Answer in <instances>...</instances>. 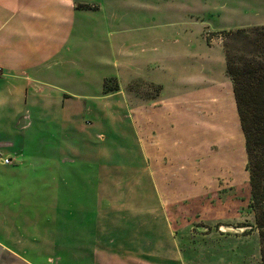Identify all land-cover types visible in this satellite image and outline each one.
<instances>
[{"label": "rangeland", "instance_id": "374dc122", "mask_svg": "<svg viewBox=\"0 0 264 264\" xmlns=\"http://www.w3.org/2000/svg\"><path fill=\"white\" fill-rule=\"evenodd\" d=\"M77 2L96 4L100 10H106L109 22L105 29L100 28L97 41L103 43L109 31H118L108 28L117 19L121 22L119 31L124 43L128 42L126 36H133L139 45H151L144 39L149 38L154 48L176 51L189 59L179 58V63H172L175 61L169 58L165 62L145 61L144 66L127 63L130 70L123 71L115 81L123 85L120 87L124 94L119 97L129 108L119 110L108 105L105 127L96 121L91 99L97 85L90 84L87 91L90 110L78 112L73 106L74 117L64 110V120L70 119L74 126L80 124L79 120L84 121L81 141L74 138L68 144L75 149L83 146L85 159L65 157L60 159L62 163L45 157L35 159L33 150L40 145L41 155L47 156L46 138L62 139L64 134L60 132L65 127L58 130L53 123L54 119H60L61 111L54 118L53 111L29 109L33 126L27 129V135L32 138L25 142V147L31 157H25V165L20 167L0 166V184L4 187L0 191V209L9 210L11 220L7 221L6 215L0 226L10 227L11 233L26 237L27 247H23L21 254L33 264H51L47 257L55 259L54 264H82L83 250L92 244L91 235L95 232L114 237L113 246L105 243L106 238H100L108 247H117L118 240L123 239L131 240L130 247L147 244L160 252H168L167 248L175 246L186 264H220L219 258L224 260L223 264H259V239L249 207L244 139L227 87L231 82L225 73L223 32L263 26L264 0ZM97 10L90 12L92 18L104 16ZM93 23L100 24L98 20ZM90 34L87 39L95 38ZM100 48L98 58L103 57ZM126 48L133 51L135 46L129 41ZM90 63L91 74L114 77L108 63L105 67L96 66L94 60ZM160 65H164L163 71L158 68ZM172 70L178 73L174 76L184 81L199 83L193 87L195 90L213 94L212 108L193 111L186 102L179 105L174 99H179L173 94L174 87L168 86L172 79L167 72ZM150 78L168 84L164 92L158 91V96H162L160 107L153 109L152 103L147 107L149 114L156 112L154 121L160 130L156 137L150 136L154 140L151 147L147 145L146 127L135 115L137 136L130 126V106L144 105L147 98L158 94L160 86H150ZM184 87H188L186 82ZM65 101L75 100L65 98ZM195 113L200 114L201 121L195 119ZM194 119L195 128L191 123ZM83 139L88 142L83 143ZM191 144L196 148L193 165ZM56 194L60 211L55 221L48 218L51 207H41V202L52 205L50 198ZM0 242L6 244L1 228Z\"/></svg>", "mask_w": 264, "mask_h": 264}, {"label": "crops", "instance_id": "0c3cea01", "mask_svg": "<svg viewBox=\"0 0 264 264\" xmlns=\"http://www.w3.org/2000/svg\"><path fill=\"white\" fill-rule=\"evenodd\" d=\"M77 1L0 0V166L20 167L23 164L25 165V157H31L28 154L30 150L27 146L25 147V142L31 141L32 138L31 135H27V129L33 126L28 116L29 109L34 108L53 111L54 114L51 116H54V118H56L55 115L60 116L61 111L60 119H54L53 123L56 129L60 130L59 127H65V130L60 132L64 134L62 139H47L45 137V141H48L47 147H44L49 153L47 156L41 155L42 150L39 145V149L33 150V157L35 159H39V157L56 159L60 163H62L60 159H65V157L85 159L83 146L75 149L68 144L71 140L73 142L74 138H79V141H81L80 135L82 136L85 128L84 121L79 120L80 124L74 126L70 119L64 120V110H68L70 117L75 116L73 106L78 112L80 110L89 111L90 108L87 107V102L90 96L87 91L89 92L90 84L97 85L96 94L91 99L93 110L97 114L96 121L98 125L105 127L108 122L105 109L110 110L109 106L119 110L124 107H126V110L129 108V105L125 101H121V97H119V94H124V90H121L120 87H123V85L118 84L119 91L115 94H103L105 79H116L123 71L130 70L127 63H137L138 66L141 64L144 66L145 61L165 62L169 58V60L175 61H171L172 63H179L180 60L189 59L187 55H179L176 51H162L157 46L154 48L149 38L144 39L146 42H150L151 45H139L133 36H126L128 42L131 41V45L135 46L133 51H129L126 48L128 42L124 43L119 31L121 30V22L117 19H113V27L108 25V28L118 31H109L107 41H103V43L99 39L97 41L100 36V28L105 29L109 22L105 14L106 10H100V6L96 4L80 5ZM82 1L85 3V0ZM97 8V11L102 12L104 16L101 18L93 16V19L90 12ZM95 20H98L100 24L93 23L91 25ZM91 32L95 38L89 40L87 37L91 35ZM127 39L125 40L127 41ZM163 44L168 49V43ZM173 44L175 47L176 41H173ZM98 47H101L102 58L97 57L99 54ZM179 58L181 59L178 61ZM92 60L97 63L96 66L105 67L108 63L114 77L91 74L90 61ZM158 68L161 71L165 69L164 65H160ZM84 69H86V72ZM167 75L171 77L170 80L172 79L169 85H165L163 81L152 80V78L148 80V83L160 86V91L163 92L167 85L170 86L171 84L174 87L173 94H177L179 98L175 97V101L179 105L186 102V105H189L193 111L200 108L207 111V109L212 108L211 104L215 103L213 94H206L204 93L205 90L199 91L200 89L197 90V88L195 90L193 87L199 84L195 80H193V83H189L187 80L184 81L180 76H174L178 73L173 70L168 71ZM129 78L140 79L136 76H129ZM37 79L40 82L43 81L42 79L47 80L40 84ZM90 79L93 80L92 83H90ZM185 82L188 87H184ZM189 87L191 88L188 89ZM227 87L230 89L234 103L231 83ZM68 88H72V90ZM159 93L155 97L147 98L144 105L136 108L130 106L131 130L137 136V124L133 121L135 115L142 126L146 127V141L149 147L152 146V143L154 145V140L150 136L156 137L160 130L154 121L156 112L149 114L147 107L150 106V103L153 104V109L160 107L162 96L159 97ZM65 98L75 101L68 103ZM154 103L158 104L154 105ZM208 103L209 106H205ZM137 111L141 112L138 113ZM136 112L137 114H135ZM138 114L143 118H140ZM199 116L198 113L194 114L195 119L201 121ZM195 119L191 122L193 128L196 126ZM25 120L27 122L23 124ZM67 127H69V130H67ZM161 131V135L164 137L162 128ZM82 142L87 143L88 140L83 139ZM190 147L193 165L196 148L192 144ZM97 152L100 151L97 150ZM3 159L11 161L8 165H4L1 161ZM56 164L55 162V166L58 167ZM34 167H37V165L35 164ZM3 189V185L0 184V191ZM56 197L57 194L51 196L52 205L48 202H41V207L43 205L51 207L48 218L52 217L55 221L58 219L56 214L60 211ZM7 214L10 215L9 210L0 209V221L4 220ZM12 215L16 214L12 213ZM7 217V221H11L8 215ZM12 220L16 221L15 218ZM0 228L1 235L4 236L6 243L0 242V264H33L21 254L24 253L23 247H27L24 242L26 237L23 234L11 233L10 227L4 229L0 226ZM91 236L93 241L87 249L83 250L82 264H86L87 258L89 259L88 264H186L182 253L175 246L167 248L168 252H160L154 250L152 245L147 244L140 248L130 247L131 240L123 239V241L118 240L120 245L117 247H108L102 244L100 238H106V244L115 245L114 237L110 236L109 233L95 232ZM25 241L27 242V239ZM53 246L55 249V244ZM212 257L210 256V259H217ZM57 261H59V258ZM47 262L54 264L56 261L52 257H47ZM218 262L223 264L224 260L219 258ZM229 264L234 263L230 262Z\"/></svg>", "mask_w": 264, "mask_h": 264}, {"label": "trees", "instance_id": "16d2710c", "mask_svg": "<svg viewBox=\"0 0 264 264\" xmlns=\"http://www.w3.org/2000/svg\"><path fill=\"white\" fill-rule=\"evenodd\" d=\"M223 34L225 73L231 82L244 139L250 190L249 207L254 214L259 239V264H264V26L242 28ZM110 83L114 85L111 87ZM118 91L115 79L104 80V95ZM158 91L160 87H157Z\"/></svg>", "mask_w": 264, "mask_h": 264}, {"label": "built area", "instance_id": "2783aa9c", "mask_svg": "<svg viewBox=\"0 0 264 264\" xmlns=\"http://www.w3.org/2000/svg\"><path fill=\"white\" fill-rule=\"evenodd\" d=\"M1 161H2V164L4 165H8L10 163L9 159H3Z\"/></svg>", "mask_w": 264, "mask_h": 264}]
</instances>
